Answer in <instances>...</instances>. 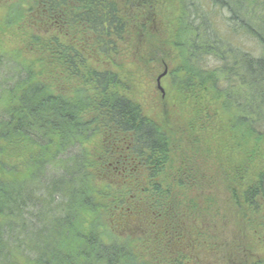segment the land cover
<instances>
[{"label":"trees","instance_id":"obj_1","mask_svg":"<svg viewBox=\"0 0 264 264\" xmlns=\"http://www.w3.org/2000/svg\"><path fill=\"white\" fill-rule=\"evenodd\" d=\"M49 1L45 9L52 15L54 3ZM211 1L228 11L234 32L251 36L262 55L252 57L234 49L230 41L209 32L206 21L190 20L182 28L181 45H191L184 70L192 77L179 86L181 95L192 97L193 77H198L193 70L203 74L201 58L212 56L219 67L207 78L234 107V122L260 141L264 139V0ZM111 6L115 5L109 2L107 34L102 28L93 32L122 37L126 23L118 26ZM47 44L43 46L50 53V64L69 73L85 70L71 49L60 45L61 50L56 46L53 51L52 42ZM87 75L93 97L89 106H81L72 95L60 93L51 76L0 54V264H264V253L255 251L245 232L264 200V171L248 176V170L221 166L213 175L220 182V197L202 198L204 177L191 163L194 151L184 147V139L189 141L188 136L197 132L198 120H181L175 128L154 123L119 94L113 73L90 70ZM100 131L111 134L123 158L115 161L112 147L103 166L128 182L131 179L127 190L133 200L138 198L125 202L121 193L106 206L107 215L126 236L119 240H107L87 219L100 208L102 197L89 187L85 145ZM166 166L173 170L169 184L161 179ZM218 223L220 229L215 231ZM226 230H230L227 237ZM181 241L184 245L177 246ZM201 249L209 251L210 261L192 257Z\"/></svg>","mask_w":264,"mask_h":264},{"label":"rangeland","instance_id":"obj_2","mask_svg":"<svg viewBox=\"0 0 264 264\" xmlns=\"http://www.w3.org/2000/svg\"><path fill=\"white\" fill-rule=\"evenodd\" d=\"M123 2L126 23V32L122 36L124 40L120 42L110 36L106 40L107 44L101 45L88 41V33L82 29L68 26L63 28L53 25L42 28L38 26L36 20L40 12L38 0H0V54L5 53L33 65L38 73L47 78L51 76L58 91L72 95L81 106H89V101L93 97L88 72L106 71L117 77L119 94L136 103L142 113L154 123L175 128L181 120L186 123L198 120L194 128L197 132L191 137L188 136L189 141L187 138L184 139V147L194 151L193 158H190L191 163L198 167L204 177L199 192L202 198L220 197L218 188L220 182L219 179L215 180L213 175L221 166L229 168L228 164L248 170V176L264 171V139L255 141L244 126H238L234 122V107L224 95H220V90L213 86L212 78H207L212 76L211 71L219 67L215 58L212 56L201 58L199 66L203 74L193 70V75L198 77H193L194 89L191 98L190 94L182 97L183 90L179 89L181 83L186 81V77H192L184 70L187 69L185 56L191 47L189 44L181 45L185 40L182 30L185 23L196 22L198 21L196 18L200 21L202 19L204 23L206 21L209 32H213L215 37L230 41L234 49L252 57L262 55L258 43L249 35L235 33V25L230 26L228 22V11L214 6L211 0H123ZM185 5L190 7L192 15L186 12ZM55 39H59L58 43ZM49 42L53 44V47H50L53 51L56 46H59L60 50L61 46L71 49L73 59L77 56L80 59L78 61L84 64L85 70L69 73L61 66L50 64V53L44 48L50 45L47 44ZM163 73L165 75L160 80L162 96L157 89L156 80ZM215 77L218 78L217 73ZM178 116L180 120L176 122L175 118ZM86 119L89 120L90 117ZM112 141L111 134L100 131L94 132L85 145L89 156V187L94 188L96 194L102 197L100 208L92 211L91 217L87 216V219L96 231L105 234L107 240L113 238L119 240L126 236L122 234L120 224L115 220L116 223L113 222L107 215L106 206L121 193L123 199L126 195L125 202L135 203L138 198L135 197L137 193H134L133 200L132 193L127 190L130 188L131 179L128 182V178L124 180L113 168L103 166L107 150L112 147L114 155L116 154L115 161L123 162V158H120L122 153L120 145L117 144L119 150H115ZM173 158L176 162L180 161ZM172 175V167L166 166L161 179L165 184H169ZM119 214L122 215L123 211L119 210ZM87 219L85 218L84 224L89 223ZM133 226L138 227L134 224ZM220 226L218 223L215 231L219 230ZM136 230L140 232L141 229ZM245 232L251 236L255 251L258 254L264 253V200L260 201L259 211L251 215V222ZM229 233L230 230H226L223 235L227 237ZM176 245L182 247L184 244L181 241ZM208 253V250H196L192 257L205 263L211 260ZM224 259H227V256Z\"/></svg>","mask_w":264,"mask_h":264},{"label":"flooded vegetation","instance_id":"obj_3","mask_svg":"<svg viewBox=\"0 0 264 264\" xmlns=\"http://www.w3.org/2000/svg\"><path fill=\"white\" fill-rule=\"evenodd\" d=\"M48 1L38 0L40 12H38L36 20L38 21L37 25L41 28L42 26L53 25L61 28L68 26L79 30L82 29L85 30V33H88V41L91 40V42L101 45L107 44L106 40L109 37L104 34H107L109 27V20L107 18L109 2L115 5L111 7L114 8L116 17L120 20L118 26L124 27L125 11L123 0H51L54 3L52 15L45 9V3ZM136 6H138L137 2ZM135 16L138 17L137 15ZM135 19L137 20L138 18ZM101 28L105 30L103 35L93 32L94 29ZM116 39L120 42L124 40L123 37H116ZM55 41L58 43L59 39H55ZM160 99H162L161 95Z\"/></svg>","mask_w":264,"mask_h":264},{"label":"water","instance_id":"obj_4","mask_svg":"<svg viewBox=\"0 0 264 264\" xmlns=\"http://www.w3.org/2000/svg\"><path fill=\"white\" fill-rule=\"evenodd\" d=\"M165 75V73H163L162 75H160L157 80H156V85H157V89L159 90V92L161 93V95L163 96V89L160 86V80L162 79V77Z\"/></svg>","mask_w":264,"mask_h":264}]
</instances>
